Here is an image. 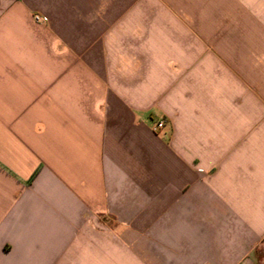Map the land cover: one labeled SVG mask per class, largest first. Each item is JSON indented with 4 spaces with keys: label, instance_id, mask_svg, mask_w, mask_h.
Returning <instances> with one entry per match:
<instances>
[{
    "label": "crops",
    "instance_id": "0c3cea01",
    "mask_svg": "<svg viewBox=\"0 0 264 264\" xmlns=\"http://www.w3.org/2000/svg\"><path fill=\"white\" fill-rule=\"evenodd\" d=\"M0 264H264V0H0Z\"/></svg>",
    "mask_w": 264,
    "mask_h": 264
},
{
    "label": "built area",
    "instance_id": "2783aa9c",
    "mask_svg": "<svg viewBox=\"0 0 264 264\" xmlns=\"http://www.w3.org/2000/svg\"><path fill=\"white\" fill-rule=\"evenodd\" d=\"M163 124H164V121H160V122H158V123L155 125V128H156V129H160V128H162Z\"/></svg>",
    "mask_w": 264,
    "mask_h": 264
}]
</instances>
